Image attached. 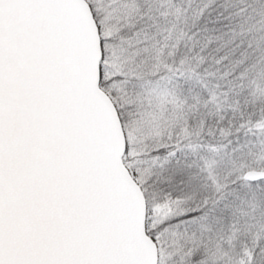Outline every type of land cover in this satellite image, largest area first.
<instances>
[{
	"label": "snow or ice",
	"instance_id": "6c2138e0",
	"mask_svg": "<svg viewBox=\"0 0 264 264\" xmlns=\"http://www.w3.org/2000/svg\"><path fill=\"white\" fill-rule=\"evenodd\" d=\"M0 264H264V0H0Z\"/></svg>",
	"mask_w": 264,
	"mask_h": 264
}]
</instances>
